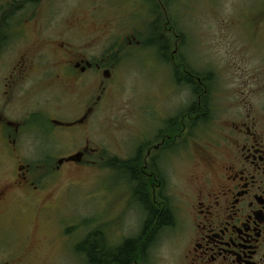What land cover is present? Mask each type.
Wrapping results in <instances>:
<instances>
[{"label": "flooded vegetation", "instance_id": "flooded-vegetation-1", "mask_svg": "<svg viewBox=\"0 0 264 264\" xmlns=\"http://www.w3.org/2000/svg\"><path fill=\"white\" fill-rule=\"evenodd\" d=\"M115 1L126 13L127 0H90L101 17ZM78 5L0 0V264H37L32 232L21 245L5 226L25 210L19 204L31 209L37 195L48 191L33 159H64L41 175L50 180L75 162L66 158L99 152L89 145L59 146L99 110L115 69L110 60L85 52L99 43L102 26L99 19L95 29L72 20ZM131 36L132 27L103 40L119 45ZM172 56L175 71L182 67L195 82L186 80L197 101L176 117L147 123L127 159L136 175L130 177L143 215V246L149 249L157 235L170 231L177 264H264V101L237 103L214 117L206 82L181 66V58L175 64L177 44ZM58 84L71 95L54 90ZM4 158L15 160V167L4 166ZM54 195H46L43 208Z\"/></svg>", "mask_w": 264, "mask_h": 264}, {"label": "rangeland", "instance_id": "rangeland-1", "mask_svg": "<svg viewBox=\"0 0 264 264\" xmlns=\"http://www.w3.org/2000/svg\"><path fill=\"white\" fill-rule=\"evenodd\" d=\"M72 1L79 2L72 20L90 29L99 25L93 21H101L99 43L85 46V52L110 60L115 69L99 110L78 133H73L76 137L68 133L59 143L64 149L72 144L89 145L98 147L99 152L81 162L65 164L61 174L50 180H42L41 175L46 168L58 165L61 157L33 159L38 180L47 184L48 191L37 195L31 209L19 204L25 210L5 225L13 228V232H6L21 245L25 234L32 232L31 250L37 254V264H87L76 246L93 231L101 232L104 244L110 247L140 235L141 206L133 195L135 184L122 163H127L135 151L147 123L176 117L197 101L188 89L187 74L182 67L175 71L171 60L175 35L167 32L171 42L167 60L149 44L155 28L153 1L161 3V26H172L164 22V0H127L126 13L115 1L113 5L118 7L103 9L102 17L103 11L95 13L97 3ZM167 16L177 21L175 25L185 37L186 45L180 49L185 61L202 74L214 73L210 81L214 117L237 103L255 105L264 101V94H260L264 91V0H178ZM131 27L133 36L127 42L114 45L103 40L113 34L125 35ZM175 64H180V57H175ZM54 90L63 97L71 95L63 84ZM56 110L58 105L53 106ZM3 163L9 168L16 164L9 158ZM51 193L55 199L43 208L46 195ZM172 234L166 231L157 235L145 258L140 257L136 264H177L180 256Z\"/></svg>", "mask_w": 264, "mask_h": 264}, {"label": "trees", "instance_id": "trees-1", "mask_svg": "<svg viewBox=\"0 0 264 264\" xmlns=\"http://www.w3.org/2000/svg\"><path fill=\"white\" fill-rule=\"evenodd\" d=\"M178 2V0H164L163 1V7L166 8V18L164 22L166 21V25L172 24L170 26V29H166L165 26L162 25V20L160 18V12L159 8L161 6L160 2L154 3V21L152 23V26L155 25V28L153 29V34L150 36L149 44L152 47L157 48L159 56L167 60L169 58L170 54V48H171V42L170 37L167 34V32H172L175 35V38L177 40V47H178V54L181 58V66L185 65L186 68L190 71V73L194 74L195 76L202 77L203 80L206 82V85L210 88V81L213 79L214 73L210 71L206 74H202L194 69H192L187 61H185L182 54H180V49L186 45L185 37L182 34V32L179 30L176 20H169L167 14L169 10L171 9L172 5L174 3ZM186 40L187 33H186ZM174 53V50L171 54ZM181 81V78H178ZM189 83H192L191 78L186 79ZM196 87H199L200 84L197 82L195 84ZM122 167H124L127 171L128 165L126 162L122 163ZM129 174V170L127 171ZM133 178L136 175H131ZM140 191V188H138V192ZM136 192L137 194H139ZM135 198L139 200V196L135 195ZM144 228L142 229L140 235L135 238L127 239L123 244L119 245L118 247H110L106 246L104 244V237L102 236V233L99 231H93L91 232L82 242L78 243L76 246V250L80 252L82 255L85 256L87 260V264H136L137 260L141 258H145L147 254V249L143 246L144 239L142 238Z\"/></svg>", "mask_w": 264, "mask_h": 264}, {"label": "water", "instance_id": "water-1", "mask_svg": "<svg viewBox=\"0 0 264 264\" xmlns=\"http://www.w3.org/2000/svg\"><path fill=\"white\" fill-rule=\"evenodd\" d=\"M108 76H109V74H108ZM65 160H67V161H69V160H81V158H80V156L78 155V156H73V157L66 158ZM63 161H64V159H62V160L60 161V163H62Z\"/></svg>", "mask_w": 264, "mask_h": 264}]
</instances>
